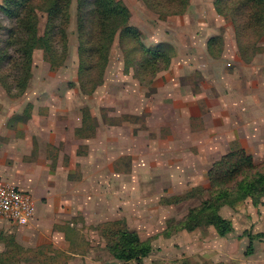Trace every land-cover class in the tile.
Instances as JSON below:
<instances>
[{"label":"rangeland","instance_id":"rangeland-1","mask_svg":"<svg viewBox=\"0 0 264 264\" xmlns=\"http://www.w3.org/2000/svg\"><path fill=\"white\" fill-rule=\"evenodd\" d=\"M121 1L129 8L131 25L139 31L144 45L169 47L167 49L172 58L170 68L182 61L181 51L205 50L206 41L215 33L223 36L227 42L236 40L238 45L233 23L235 14L229 12L226 16L218 15L214 11V0H192L185 14L165 19L160 18L157 11L148 8L142 0ZM85 2V12H88L89 17L94 0ZM3 4L4 0H0V6ZM79 7L80 0H72L70 24L66 30L67 48L63 50L62 45L58 46L63 61L52 68L44 52L36 51L33 78L23 95H20L14 84V72L7 66L5 75L12 76L5 82L11 92L8 93L1 83L0 88L9 98V105L20 108V118L14 119V126L10 124L9 130L15 131L19 127L28 130V125L32 123L24 121L31 113L36 115V121L53 120L56 128L52 138L57 144L54 148L58 150V158L63 156L64 160L61 161L64 163L68 161L73 146L80 142L81 152L89 151L87 145H92L95 150L99 147V153L93 154L92 158L89 156L87 162L92 164L98 160L113 166L114 174L112 170H106L108 168L103 171L105 204H114L116 218L127 223L129 229L137 232L142 240L152 243L153 252L142 264H246L248 254L244 252L243 237L239 234L250 225L247 216L255 214L251 201L235 208L221 209L222 216L234 218L236 229L227 237L229 243L213 227H201L193 232L177 229V223L191 209L199 207L208 199L209 171L213 165L223 156L242 148L232 146L228 152L219 154L208 148L199 149L197 144L204 139L191 142L187 138L170 140V143L163 140L166 145L159 144L160 133L175 134L176 129H184L185 126L176 123L177 104L149 106V99L156 91L153 89L156 78L170 68L157 74L152 81L147 77L141 82L130 61L135 55L129 56L127 51L132 44L129 43L128 48L124 49L123 40L119 37L112 47L101 85L93 88L91 83L88 86V79L80 82ZM40 16V34L43 35L47 15ZM15 21L0 10V49L11 56H16V49L8 47L7 41L10 31L16 26ZM93 22V19L87 18L83 32L86 27L87 30L92 29ZM244 30L243 42H248L245 46L259 40L253 30ZM261 44L262 41L259 42L262 48ZM220 47L217 45L213 48L215 57H219ZM184 56H188L183 57L186 60L189 59L188 52ZM196 61L200 62L201 59ZM190 81H194L193 76L186 83ZM82 118V128L89 136L96 130L98 122L104 123L101 129L105 133L104 138L100 133L99 139L93 135L92 139L81 141L85 138L70 133L69 127L74 129L75 123L79 121L81 124ZM195 123L199 128L198 122ZM108 131L110 133L107 135ZM59 140L62 141L59 143ZM104 141L105 151L102 147ZM255 164L261 166L264 161ZM117 198H120V207ZM109 214L104 213L103 218H98L103 221H88L81 216L72 220L66 218L62 224H50L44 229L50 233L46 236L50 240L48 242L39 239L34 242L36 239L29 238L26 232L25 228L28 227H13L0 220V264H95L96 261L101 264H123L115 260L106 248L103 231L106 223L113 222ZM61 232L66 236L62 244L59 243ZM7 238H14L26 251L14 252L10 258L9 248L4 241ZM86 258L91 261H86Z\"/></svg>","mask_w":264,"mask_h":264},{"label":"crops","instance_id":"crops-1","mask_svg":"<svg viewBox=\"0 0 264 264\" xmlns=\"http://www.w3.org/2000/svg\"><path fill=\"white\" fill-rule=\"evenodd\" d=\"M218 37L222 38L219 45L221 50L219 57H215V51L212 55L209 44L213 38ZM261 46L250 63L244 61L236 40L227 42L217 33L206 41L205 50L181 51L182 61L156 78L153 86L156 91L149 99V106L177 104L176 123L185 126L184 129H176L175 134L160 133L158 143L166 145L164 142L170 143V140L183 138L191 142L204 139L197 144L199 149L208 148L215 153L224 154L232 146L240 147L253 156L255 163L263 162L264 41ZM186 52L189 53L188 60L183 58L188 57L184 56ZM198 59L202 62L196 61ZM191 76L194 81L186 83ZM31 107L33 110V106ZM19 114V106H10L9 98L0 88V178L32 195L36 202V214L27 226L0 220L10 223L13 227H28L25 228L26 232L29 238L36 239L34 242L38 239L41 242L50 241L46 237L50 233L44 230L45 227L50 224H62V220L66 218L72 220L83 216L88 221H103L104 219L98 218L104 213H110L111 221H122L121 218H116L117 210H114V204H105L103 171L108 168L106 170H112L114 174L113 166L98 160L92 164L87 162L89 156L92 158L93 154L99 153V147L95 150L92 145H87L90 147L89 151L81 152L80 142L73 146L68 161L64 163L61 161L64 160L63 156L58 158V150L54 148L57 145L52 138L56 128L54 121H36V115L31 113L26 121L23 120L28 124L32 123L28 125V130L20 127L15 131L9 130L10 124L14 126V119L20 118ZM12 117L14 118L10 120ZM83 120L84 118L80 120L81 124L77 121L74 129L69 127L70 133L85 138L81 141L92 139L93 135L99 139L100 133L104 138L105 133L101 132L104 123L98 122L96 130L89 136L82 128ZM195 122H198L199 128ZM108 133L110 132L108 131L107 135ZM61 141L59 140V143ZM102 147L105 151V141L102 142ZM195 153L198 154L197 150ZM116 201L120 207V198ZM250 205L255 214L247 216L250 225L239 234L243 237L244 252L248 254L245 263L264 264V238L251 240L252 236L264 234V201L257 207ZM229 220L236 229L234 218L229 217ZM59 234H62L59 240L62 244V241H66V236L63 232ZM227 237L229 235L221 238L229 243ZM86 261L91 260L86 258ZM95 264L101 263L96 261Z\"/></svg>","mask_w":264,"mask_h":264},{"label":"trees","instance_id":"trees-1","mask_svg":"<svg viewBox=\"0 0 264 264\" xmlns=\"http://www.w3.org/2000/svg\"><path fill=\"white\" fill-rule=\"evenodd\" d=\"M148 8L157 11L160 18L185 14L191 0H142ZM85 0H80V71L79 81L88 79V86L101 85L109 56L116 39L121 38L124 49L132 58L136 77L143 82L147 77L152 81L157 74L170 68L172 58L166 45L147 47L140 40L139 31L131 25V12L121 0H94L91 15L87 17ZM72 0H4L0 10L9 18L15 19L16 26L10 31L7 46L16 49L11 56L0 49V83L9 93L11 90L5 80L9 66L14 73V84L23 95L33 78L34 55L38 50L44 52L52 68L59 65L63 58L58 49L67 48L66 30L70 24ZM218 15L233 12L239 51L245 62L250 63L258 52L259 42L264 39V0H215ZM83 13H85L83 15ZM41 14L47 15L44 34H40ZM93 19L92 29L83 32L86 19ZM244 29L253 30L259 36L255 44L243 42ZM82 38V39H81ZM84 38V40H83ZM262 38V40H260ZM86 40V41H85ZM222 38H213L209 48L213 55L214 47L221 45ZM137 57V58H136ZM8 66V68H7ZM97 80V81H96ZM86 90V87L83 86ZM210 187L208 199L199 207L189 211L186 217L177 223L180 231L193 232L201 227H213L220 237H226L234 231L231 220L224 218L220 211L224 207L235 208L251 201L259 206L264 199V165L257 166L254 159L244 149L231 152L216 162L209 171ZM103 236L107 241V250L111 256L123 264H142L153 252L151 241H144L137 232H133L127 223L121 221L105 224ZM264 238V234L252 236ZM9 248L10 258L14 252H24L14 238L4 239ZM24 249V250H23ZM26 251V250H25ZM251 251V246H250Z\"/></svg>","mask_w":264,"mask_h":264},{"label":"built area","instance_id":"built-area-1","mask_svg":"<svg viewBox=\"0 0 264 264\" xmlns=\"http://www.w3.org/2000/svg\"><path fill=\"white\" fill-rule=\"evenodd\" d=\"M35 214L36 202L33 196L0 178V219L27 226Z\"/></svg>","mask_w":264,"mask_h":264}]
</instances>
